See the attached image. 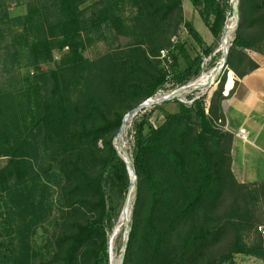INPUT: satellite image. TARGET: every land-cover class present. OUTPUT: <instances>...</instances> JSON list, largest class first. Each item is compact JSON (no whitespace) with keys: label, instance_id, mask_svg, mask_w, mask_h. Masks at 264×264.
Wrapping results in <instances>:
<instances>
[{"label":"trees","instance_id":"trees-1","mask_svg":"<svg viewBox=\"0 0 264 264\" xmlns=\"http://www.w3.org/2000/svg\"><path fill=\"white\" fill-rule=\"evenodd\" d=\"M190 1L219 40L229 0ZM11 2L26 12L12 16ZM237 8L210 103L178 101L162 122L146 114L134 122L137 178L123 264L264 261V182L237 179L233 134L218 113L232 70L241 78L259 66L246 51L264 54V0H238ZM127 18L141 38L123 47L116 24ZM198 27L185 0H0V41L15 48L14 60L21 50L30 62L19 86L0 90V264H109L110 232L132 180L116 145L123 119L168 83L200 76L216 46ZM98 42L110 48L86 56ZM189 44L203 52L192 55Z\"/></svg>","mask_w":264,"mask_h":264},{"label":"rangeland","instance_id":"rangeland-1","mask_svg":"<svg viewBox=\"0 0 264 264\" xmlns=\"http://www.w3.org/2000/svg\"><path fill=\"white\" fill-rule=\"evenodd\" d=\"M8 8L10 11V14L12 16L14 15H19V14H24L26 12V6L24 4H17L15 2L8 3ZM185 8H186V16L187 19H192L196 21V23L199 25V27L202 28V22L200 21V16L191 4L190 0H185ZM231 15V14H230ZM234 23L233 19H231L229 26ZM116 28L118 30V35H119V41L123 47L131 46L133 44H137L140 41V35L138 34V29L137 25L135 22V19L133 18H127L122 21H119L116 24ZM181 36L185 37L187 36L186 30L181 31ZM228 41L229 36L226 37ZM232 40V39H231ZM230 40V41H231ZM207 41L211 45H215L216 49L214 50V53L212 54L213 60L208 58V62L202 66V72L198 78L195 79L194 82H197L200 80L203 76L211 74V72L214 70V68L218 67L222 63V58H223V47H222V41H223V36L219 40H213V38L210 36ZM229 41V42H230ZM228 42V43H229ZM0 90H5V89H11V88H16L19 86L20 78L22 75L27 73L30 68L29 66V61L27 56L21 52L18 54L17 58L14 60L13 55L11 53L14 52L15 48L12 49L11 52L7 51L5 46L4 41H0ZM192 44H189V50L191 51L190 53L192 55H196L197 53H202L203 50L202 48H194L191 46ZM110 48L109 43L107 42H98L92 45V47L88 48L87 51L85 52V55L94 58L101 53H104ZM55 54L57 56H60L61 52L55 51ZM203 63V62H202ZM181 65H184V60L181 58ZM45 67L47 65H44ZM51 66H54V63H52ZM226 70V67H224L221 71L215 73L214 76V82L212 85H209L210 89V94L209 96L204 97L207 103L209 100H211V97L213 95V92L216 91L218 84L220 82V76L222 73ZM228 77V73H227ZM193 82V83H194ZM174 88L172 86V83L165 85V91H173L176 90L177 88ZM207 87L204 88H194L191 91H187L186 93H183L181 95H178L176 98L167 100L163 103L155 104V105H160L161 108H154L155 105L148 106L144 111H141L140 114H136L132 118H130L127 121V125L122 133V136L120 139H116V145L120 151L121 156L123 157L124 151H128V153L132 157V150H133V126L134 122L136 120H139L143 114H146L147 116H150L152 119L162 122L163 121V114L166 112H177L179 110V103L178 101L181 102H186L188 99L194 96H200L201 94H205ZM158 93L154 99L162 98L166 93ZM206 95V94H205ZM5 160H1V164H3ZM135 200V187L133 189V195H132V203H131V211H130V216H129V224L132 218V209H133V203ZM126 199L123 202V208L121 211V214L123 212L124 206H125ZM121 217V215H120ZM120 224V218L119 221L117 222V225L113 228V230L110 232V235L112 236L113 231L115 228ZM126 229V222H122L120 229L118 231V234L113 242L111 243V237L109 240V264H121L122 260V244H123V238H124V232Z\"/></svg>","mask_w":264,"mask_h":264},{"label":"crops","instance_id":"crops-1","mask_svg":"<svg viewBox=\"0 0 264 264\" xmlns=\"http://www.w3.org/2000/svg\"><path fill=\"white\" fill-rule=\"evenodd\" d=\"M198 29L207 41L211 36L209 30ZM246 52L259 66L241 78L232 70L234 83L229 92L224 89L225 99L218 113H223L224 126L233 134L231 153L234 174L241 182L258 183L264 182V54L253 50ZM241 128L247 129V140L240 136ZM236 261L238 264L262 262L255 257L241 255Z\"/></svg>","mask_w":264,"mask_h":264},{"label":"water","instance_id":"water-1","mask_svg":"<svg viewBox=\"0 0 264 264\" xmlns=\"http://www.w3.org/2000/svg\"><path fill=\"white\" fill-rule=\"evenodd\" d=\"M237 15V21H239V15ZM229 30L225 29L224 33H223V38L227 36V34H229ZM222 47H223V58H222V63L214 68V72L217 73L219 71H221L224 67H226V62H227V58H228V54H229V48H227L226 43L224 42V40L222 41ZM194 89L193 85H187L185 88H183L182 90H176L173 93L163 96L162 98H158V99H153V98H149L146 101L142 102L141 104H139L137 107L133 108L132 110H130L124 117L121 128L119 130V133L117 135V138H120L121 134L123 133L127 121L132 118L133 116H135L139 111L144 110L145 108H147L148 106H152L155 104H159V103H163L167 100H171L174 99L177 94L182 93L184 91H188V90H192ZM118 148V147H117ZM119 150V149H118ZM120 152V151H119ZM123 159L125 160V162L127 163V167L129 169V172L132 176V180L130 182V186H129V191L135 187V181L137 178V174H136V169H135V165L134 162L132 160L131 155L128 153V151H124V155H123ZM130 225H129V220L126 221V229L124 232V238H123V244H122V260H121V264H123L124 261V255H125V251H126V246H127V242L129 239V234H130Z\"/></svg>","mask_w":264,"mask_h":264},{"label":"built area","instance_id":"built-area-1","mask_svg":"<svg viewBox=\"0 0 264 264\" xmlns=\"http://www.w3.org/2000/svg\"><path fill=\"white\" fill-rule=\"evenodd\" d=\"M229 4H230V6H229V8H228V11H227V13H228V16H227V23H226V27H225V29H228V26H229V23H230V21H231V19H233V21L235 22L234 23V25H233V28H232V32L229 34V39H228V41L226 42V45H227V48H230V46L232 45V42H233V40H234V36H235V31H236V29H237V27H238V24H239V21H237V15L236 14H238L239 15V13H238V8H237V4H238V0H229ZM231 14V15H230ZM229 30V29H228ZM225 38L226 37H224L223 38V40H225ZM173 39H175V38H173ZM232 39V40H231ZM231 40V41H230ZM230 41V42H229ZM229 42V43H228ZM161 58H165V59H167L168 60V62H169V64L170 63H172V59H171V57H170V55H169V50L168 49H166V50H162L161 51ZM208 58L209 59H211L212 57L211 56H209V57H205L204 58V60H203V63H202V66H204L207 62H208ZM169 64L167 65V67L169 66ZM214 80V79H213ZM195 80H193L192 82H190L189 84H187V85H190V84H192L193 85V82H194ZM214 81H212V83H213ZM195 83V82H194ZM212 83L211 84H209V85H212ZM169 84V83H168ZM167 84V85H168ZM187 85H183V86H181L180 88H177L176 90H182L183 88H185ZM208 85V86H209ZM176 90H173V91H170V92H168V91H165V89H161V90H159L158 91V93H165V92H168V93H166L164 96H166V95H169V94H171V93H173L174 91H176ZM189 91H191V90H188V92ZM187 91H184V92H182V93H179V94H177V96L178 95H181V94H183V93H186ZM157 93V94H158ZM156 94V95H157ZM156 95L154 96V97H152L153 99L156 97ZM176 96V97H177ZM175 97V98H176ZM201 97H206L204 94H201L200 96L198 95V96H194V97H191L190 99H188L186 102H184V103H187V104H192L196 99H199V98H201ZM182 101V100H181ZM206 101V100H205ZM206 103H207V101H206ZM210 103V100H209V102L207 103V105ZM222 128H224L225 130H226V128H225V126H221ZM239 134H240V136L244 139V140H247L248 139V131H247V129H245V128H241L240 130H239ZM1 160H2V158H0V168H1ZM258 230L261 232V234L262 235H264V224H260L259 226H258ZM260 264H264V261H262Z\"/></svg>","mask_w":264,"mask_h":264},{"label":"bare ground","instance_id":"bare-ground-1","mask_svg":"<svg viewBox=\"0 0 264 264\" xmlns=\"http://www.w3.org/2000/svg\"><path fill=\"white\" fill-rule=\"evenodd\" d=\"M234 23L232 25L228 26V29H229L230 33L232 32V28H233ZM229 34H227L226 37H228ZM226 40H227V38H225V40H224L225 43L227 42ZM214 76H215V72L212 71L211 74L205 75L200 80H198L197 82L193 83V87L194 88L207 87L206 92H205V94H207L209 92V87H210L208 85L212 83V81L214 79ZM121 136H122V134H121ZM121 136H120V138H121ZM120 138H118V139H120ZM133 189L134 188H132L129 191V193H128V196H127V199H126V202H125V206H124L123 212H122L121 217H120V224L115 228V230L112 233V236H111V243L112 244H113V242H114V240H115V238H116V236L118 234V231L120 229V226H121L122 222H126V221L129 220L130 211H131L130 209H131V203H132Z\"/></svg>","mask_w":264,"mask_h":264}]
</instances>
